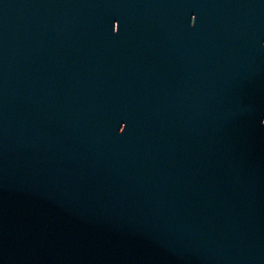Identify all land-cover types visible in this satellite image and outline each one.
I'll list each match as a JSON object with an SVG mask.
<instances>
[{"label":"water","instance_id":"95a60500","mask_svg":"<svg viewBox=\"0 0 264 264\" xmlns=\"http://www.w3.org/2000/svg\"><path fill=\"white\" fill-rule=\"evenodd\" d=\"M0 264H264V0H0Z\"/></svg>","mask_w":264,"mask_h":264}]
</instances>
